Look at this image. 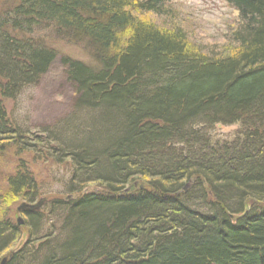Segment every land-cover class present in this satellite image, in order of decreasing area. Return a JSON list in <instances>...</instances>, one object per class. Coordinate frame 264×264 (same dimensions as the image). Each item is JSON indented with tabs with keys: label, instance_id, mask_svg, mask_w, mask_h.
<instances>
[{
	"label": "trees",
	"instance_id": "16d2710c",
	"mask_svg": "<svg viewBox=\"0 0 264 264\" xmlns=\"http://www.w3.org/2000/svg\"><path fill=\"white\" fill-rule=\"evenodd\" d=\"M171 1L0 2V154L70 162L64 198L45 211L33 209L39 188L24 161L5 177L0 263L264 264V208L252 206L264 202V0H225L240 24L210 55L143 20ZM42 26L85 43L92 60L60 58L73 112L30 131L3 101L57 60L32 38ZM234 124L228 141L205 132ZM93 183L103 191L79 194ZM17 199L22 225L5 207ZM22 226L28 238L12 251Z\"/></svg>",
	"mask_w": 264,
	"mask_h": 264
},
{
	"label": "rangeland",
	"instance_id": "374dc122",
	"mask_svg": "<svg viewBox=\"0 0 264 264\" xmlns=\"http://www.w3.org/2000/svg\"><path fill=\"white\" fill-rule=\"evenodd\" d=\"M128 1L135 3L142 0ZM142 16L143 20L147 19L159 28L180 29L185 34L188 45L206 55L220 53L228 44L232 45V33L237 30L240 24L236 10L225 0H173L166 4L161 15ZM32 38L37 41L41 39V42L56 51L58 58L41 78L38 85L27 86L15 101L6 100L3 101V104L7 113L20 126H25L30 131L53 129L59 121L72 114L76 97L73 86L66 80L60 58L69 57L84 63H90L92 59L85 43L56 35L47 27L42 26L39 30H34ZM237 128V124L217 125L211 130L205 129V132H208L212 140L228 141ZM19 159L24 161L39 188L38 206H34L33 209L45 211L49 208L48 202H51L53 198H64L63 186L70 177V162L68 160L57 161L50 156L49 159L37 160L30 152L17 157L11 149H6L0 154V195L6 189L5 177L15 171ZM136 185L138 183L134 184V186ZM190 187V184H185L183 191ZM101 191L103 190L100 189V186L93 183V185L84 187L79 194ZM22 205L24 204L20 199L6 203L7 216L14 224L18 219L22 220L20 216ZM252 206L264 208V202ZM51 222H54L53 217ZM54 226L56 229L53 232L54 235L59 234L60 222ZM50 228L49 224H44L43 231H46L41 233L51 231ZM20 230L21 235L12 251H18L28 238V228L22 226Z\"/></svg>",
	"mask_w": 264,
	"mask_h": 264
},
{
	"label": "water",
	"instance_id": "95a60500",
	"mask_svg": "<svg viewBox=\"0 0 264 264\" xmlns=\"http://www.w3.org/2000/svg\"><path fill=\"white\" fill-rule=\"evenodd\" d=\"M17 224L18 225H22L23 224L22 220L21 219H18ZM4 263H5V259H2V261H1L0 264H4Z\"/></svg>",
	"mask_w": 264,
	"mask_h": 264
}]
</instances>
